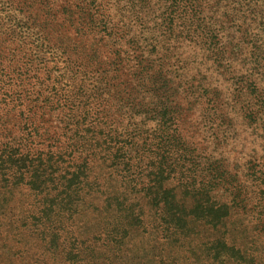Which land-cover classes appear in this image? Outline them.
Returning <instances> with one entry per match:
<instances>
[{
    "label": "trees",
    "instance_id": "obj_1",
    "mask_svg": "<svg viewBox=\"0 0 264 264\" xmlns=\"http://www.w3.org/2000/svg\"><path fill=\"white\" fill-rule=\"evenodd\" d=\"M49 1L7 0L14 3V13L4 28L0 20V62L19 75H0V165L4 163L0 167V217L10 213L7 207L15 201L18 189L33 194L29 195L33 210L25 222L20 226L9 222L7 227L0 222V232L7 229L27 239L21 241L24 251H15V255L28 254L33 248L30 264H93L96 258L104 260L103 254H95V241L117 249L118 259V251L131 232L145 230L148 217L163 238L168 237L163 232L172 235L178 231L182 238L187 237L197 219L192 213L200 209L203 216L210 211L219 213L220 204L205 201L211 203L209 192L218 189L220 182L209 189L201 178H191L190 174L201 175L192 147L196 133L184 132L186 119L181 112L168 117L165 110L164 115L148 117L147 121L142 117V113L149 115L143 107L151 104L156 83L169 82V77L148 56L138 35L128 37L115 32L119 40L113 48L101 50L94 32L107 31L108 17L100 13L99 5L103 13L110 7L109 0H65L57 9ZM159 1L171 2L176 8L178 2H197L138 0ZM245 1L221 0L247 6L253 3ZM40 2L45 3L44 9ZM174 11L166 10L159 22L170 39L172 26H177ZM1 13L3 6L0 17L4 16ZM217 21L220 27L216 30L207 21H182L179 27L194 26L191 31L197 38H205L207 51L211 52L209 59L212 57L221 71H227L245 47L250 46L252 53L260 50L261 34L256 22H251L255 33L244 21L238 23L230 17ZM20 23L32 32L20 30ZM18 33L23 40L15 52L16 46L11 48L10 42ZM14 78L20 88L12 83ZM234 84L236 97L247 94L254 100L245 114V120L252 122L257 113H264L263 90L252 78L237 76ZM85 86H92L90 94ZM217 93L211 99H220ZM179 94L187 100L184 109L189 106L188 92L184 88ZM16 110L22 118L19 123L8 117ZM17 132L20 139L15 142ZM234 177L228 172L223 179V189L231 193V205L224 203L221 221L235 212H245L249 204L247 187L244 190L237 182L233 184ZM217 178L221 179L219 173L211 182ZM180 188L183 195L178 192ZM99 197L101 205L96 200ZM192 197L194 205L189 206ZM258 199L255 201L260 203ZM250 207L253 212L258 210L259 221L263 222L264 204ZM81 210L97 212L100 218L94 223L96 231L82 239L75 229ZM175 236L173 241L180 239ZM37 254L42 257L35 258Z\"/></svg>",
    "mask_w": 264,
    "mask_h": 264
},
{
    "label": "rangeland",
    "instance_id": "obj_2",
    "mask_svg": "<svg viewBox=\"0 0 264 264\" xmlns=\"http://www.w3.org/2000/svg\"><path fill=\"white\" fill-rule=\"evenodd\" d=\"M1 1L0 6H3L4 11L1 14L4 16H1L0 20H3L1 24L4 28L8 24L7 19L14 13L15 7L13 2ZM249 1L253 3L247 6L243 2L197 0V2H178L176 8L171 2L141 3L138 0H109L110 7L103 13L101 10L103 6L99 5L100 13L108 17L107 31L95 29L94 32V36L99 37L94 38L100 41L101 50L113 48L114 43L119 40L115 32H122L128 37L138 35L137 39L146 49L148 56L157 61L156 64L161 67L163 74L169 77V82L161 80L156 83L151 95V104L143 107V111L149 112V115L142 113V117L147 121L148 117L164 115L165 110L169 114L168 117H176L178 112L182 113L183 118L186 119L183 124L184 132L196 133L192 147L197 154V169L201 172L200 176L192 174L190 176L195 179L197 177L198 180L201 178L209 189L213 184L220 182L218 189L212 188L209 192L211 203L205 201V204H220V210L219 213L210 211V214H204V216L200 213L202 209L192 213L191 215H197V219L192 223L190 234L185 238H182L183 234L179 231L172 235L163 232L164 236H168L163 238L161 232L152 226V219L148 217L147 220L150 222L144 227L145 230L139 228L131 232L122 250L118 251L120 253L118 259L115 258L117 249L95 241L93 244L95 254H103L104 260L96 258L93 264H264V221L260 222L258 210L253 212V208L250 207L254 204H264V113L263 111L257 113L256 119L247 122L245 114L251 110L254 100L247 94L240 97L234 95L236 87L234 82L238 76L239 79L256 80L259 89L263 90L261 98L264 99V0ZM49 2L54 9H57L58 4L65 0ZM44 4L40 2V8L44 9ZM173 9L175 13L172 16L177 26H172L173 32L170 31V39L165 36L167 33L162 30L159 22L166 10ZM97 17L100 18V16ZM226 17L234 18L238 23L244 21L252 30L251 22H256V28L261 34L259 43L262 45L260 50L256 49L254 53L250 46L245 47L243 52L237 55L233 65L227 66V71H221V68H217L211 60L213 58L209 59L211 52L207 51L208 45L205 43V38H197V34L191 31V27L194 28L192 25H185L183 26L185 28L181 29L179 22L204 23L207 21L211 29L216 30L220 27V21L217 20ZM59 19L61 20L62 16ZM23 21L27 22L26 18ZM21 26L20 23V28ZM22 27L20 30L28 29L32 32L29 26ZM230 32L237 34L234 30ZM253 32L256 33L255 30ZM219 33L221 34V31ZM86 34L93 36L91 32ZM21 40L23 38L18 33L10 42L11 48L16 46L15 52L18 51ZM124 41L125 39L121 40L122 43ZM118 44L122 46L120 42ZM11 71L9 66L4 67L2 61L0 62V75L12 74L13 76ZM229 76H232V79H228ZM12 83L20 88L15 78ZM85 87L90 94L92 86ZM184 88L188 92L189 106L182 109V105L187 100L181 97L179 91ZM175 91H177L176 95ZM211 92H218L220 99L217 97L215 100L211 99L214 95ZM205 93L206 96H204ZM18 113L20 112L16 110L8 117L15 123H19L22 118ZM19 136L18 132L13 136L15 142L19 141ZM209 167L212 170L208 172ZM228 172L235 175L231 180L233 184L237 182L244 190L247 187L249 204L245 212H235L231 217L221 221L224 203L231 205V193L223 189L225 182L223 179ZM218 173L221 179H213L211 182L212 177ZM180 190L181 188L178 192L183 195ZM29 195H33L32 192L22 188L17 190L15 201H11V205L6 206L10 213L0 217L3 226H9V222L20 226L21 222H25L28 214L33 210L29 204L31 199ZM203 198L206 199L207 195L203 194ZM256 198H259L261 202H256ZM96 200L98 205L103 203L100 197ZM193 205L192 197L189 206ZM79 214L75 229L76 234L82 239L96 231L94 223L100 218L96 216L97 212L81 210ZM0 233L3 239L6 238L0 241V264H30L28 259L31 252L35 251L33 248L28 250V254L25 252L22 256L15 255L18 254L15 251H24L23 243L27 239L21 238L22 234L14 235L7 229H3ZM173 236L180 239L173 241ZM9 249L10 253H8ZM39 256L37 254L35 258Z\"/></svg>",
    "mask_w": 264,
    "mask_h": 264
}]
</instances>
